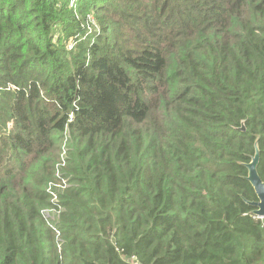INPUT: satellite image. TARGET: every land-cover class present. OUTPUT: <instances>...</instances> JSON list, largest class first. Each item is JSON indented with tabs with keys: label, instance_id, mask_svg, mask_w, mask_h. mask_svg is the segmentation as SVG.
Segmentation results:
<instances>
[{
	"label": "trees",
	"instance_id": "1",
	"mask_svg": "<svg viewBox=\"0 0 264 264\" xmlns=\"http://www.w3.org/2000/svg\"><path fill=\"white\" fill-rule=\"evenodd\" d=\"M255 143L264 0H0V264H264Z\"/></svg>",
	"mask_w": 264,
	"mask_h": 264
},
{
	"label": "water",
	"instance_id": "2",
	"mask_svg": "<svg viewBox=\"0 0 264 264\" xmlns=\"http://www.w3.org/2000/svg\"><path fill=\"white\" fill-rule=\"evenodd\" d=\"M242 130H244V127H242ZM254 149L255 153L250 162L246 165L248 172L246 179L252 186L256 194L257 201L248 204L255 207V210L253 211V215L255 217L258 219H264V181L260 179L256 169L259 160V150L256 143L254 145Z\"/></svg>",
	"mask_w": 264,
	"mask_h": 264
},
{
	"label": "built area",
	"instance_id": "3",
	"mask_svg": "<svg viewBox=\"0 0 264 264\" xmlns=\"http://www.w3.org/2000/svg\"><path fill=\"white\" fill-rule=\"evenodd\" d=\"M68 48H70V47H68ZM60 162H61L60 165L62 166L64 164V152L62 153V156L60 157Z\"/></svg>",
	"mask_w": 264,
	"mask_h": 264
},
{
	"label": "rangeland",
	"instance_id": "4",
	"mask_svg": "<svg viewBox=\"0 0 264 264\" xmlns=\"http://www.w3.org/2000/svg\"><path fill=\"white\" fill-rule=\"evenodd\" d=\"M45 216H48V213H45Z\"/></svg>",
	"mask_w": 264,
	"mask_h": 264
}]
</instances>
